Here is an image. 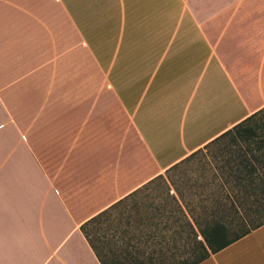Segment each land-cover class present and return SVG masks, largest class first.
Here are the masks:
<instances>
[{"label":"crops","instance_id":"0c3cea01","mask_svg":"<svg viewBox=\"0 0 264 264\" xmlns=\"http://www.w3.org/2000/svg\"><path fill=\"white\" fill-rule=\"evenodd\" d=\"M263 109L264 0H0V264H101L85 222Z\"/></svg>","mask_w":264,"mask_h":264},{"label":"trees","instance_id":"16d2710c","mask_svg":"<svg viewBox=\"0 0 264 264\" xmlns=\"http://www.w3.org/2000/svg\"><path fill=\"white\" fill-rule=\"evenodd\" d=\"M263 110L85 222L100 263L198 264L264 225Z\"/></svg>","mask_w":264,"mask_h":264},{"label":"rangeland","instance_id":"374dc122","mask_svg":"<svg viewBox=\"0 0 264 264\" xmlns=\"http://www.w3.org/2000/svg\"><path fill=\"white\" fill-rule=\"evenodd\" d=\"M255 120H256V122L258 123V124H262L263 126V131H264V110L255 118ZM173 191V190H172ZM105 233H107L106 234V236H105V238H104V242H107L108 243V239L111 237L110 236V232H105ZM101 235H104V234H101ZM97 244V246L99 247V249H98V251L101 253V255H103L104 256V254H106V252L107 253H109V249H112L113 248V250H114V247H113V244L112 245H110V247L109 248H105V249H103V252L104 253H102V248L103 247H101V245H100V243H96Z\"/></svg>","mask_w":264,"mask_h":264}]
</instances>
